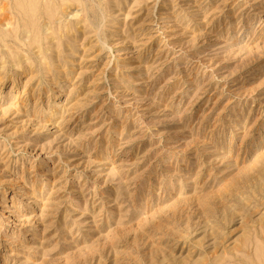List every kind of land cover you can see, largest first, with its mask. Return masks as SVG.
<instances>
[{"label":"rangeland","instance_id":"1","mask_svg":"<svg viewBox=\"0 0 264 264\" xmlns=\"http://www.w3.org/2000/svg\"><path fill=\"white\" fill-rule=\"evenodd\" d=\"M0 264H264V0H0Z\"/></svg>","mask_w":264,"mask_h":264}]
</instances>
